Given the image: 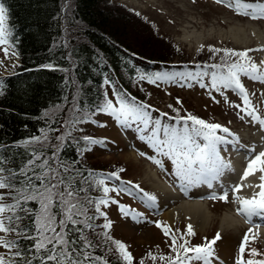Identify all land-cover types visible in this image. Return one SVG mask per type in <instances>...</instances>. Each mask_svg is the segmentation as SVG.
I'll return each instance as SVG.
<instances>
[{"label":"trees","instance_id":"obj_1","mask_svg":"<svg viewBox=\"0 0 264 264\" xmlns=\"http://www.w3.org/2000/svg\"><path fill=\"white\" fill-rule=\"evenodd\" d=\"M0 4L6 9L9 41L17 53L15 67L0 75V157L6 158L4 167L18 171L32 152H43L45 157H52L59 145L57 154L71 169L64 175L94 173L87 196L99 202L102 185L96 181L104 180L103 172L111 168L105 167L104 163L94 166L86 160L89 151L84 149H91L94 144L87 143L83 137L93 139L95 136L84 126L97 122L96 117L103 114L99 108L104 104L105 93L115 104L113 90L121 93L129 103L145 105L148 96L145 88L154 84L149 78L155 79L157 74L162 77L187 67L186 64L182 66L184 60H173L180 50L151 21L120 2L0 0ZM215 57H218L216 62L221 63L223 52L216 56L209 48H199L192 56L195 66ZM167 107L166 121L177 115L187 116L172 104ZM75 120L80 122L70 123ZM45 135L47 140L43 139ZM37 136L41 137L42 144L24 145L23 142ZM51 163L57 167L55 160ZM60 171L63 173L62 168ZM79 180L77 176V182ZM7 191L0 190V193ZM25 207L32 208L33 213L39 211L38 202L29 201ZM88 215L93 217L90 223L100 234L97 238L86 230L99 245L94 254L105 257L109 264H124L115 252V246L105 241L103 233L109 234V229L103 227L105 220L95 211L94 205L89 206ZM34 219V216L31 220L25 219L21 225H29L31 235H36ZM3 235L16 239L12 233ZM18 243L20 250L26 252L32 241L18 240ZM1 255L12 258L5 248ZM26 255L31 258L34 252ZM15 259L19 264L20 257ZM142 260L147 264L143 257L139 261ZM140 262L133 261V264ZM33 264L38 262L33 260Z\"/></svg>","mask_w":264,"mask_h":264},{"label":"snow or ice","instance_id":"obj_2","mask_svg":"<svg viewBox=\"0 0 264 264\" xmlns=\"http://www.w3.org/2000/svg\"><path fill=\"white\" fill-rule=\"evenodd\" d=\"M217 2L221 3L223 0H217ZM241 8L244 9L243 12L240 11ZM236 10L238 15L248 16L253 20L264 19V4L253 5L237 0ZM6 19V9L3 4H0V51H3L7 58L9 55L15 56L17 53L9 41L10 33L7 30ZM257 50L259 49L236 51L230 48L210 47V52H223V57L221 63L212 64L209 67L216 69L211 74V87L217 90L221 86L225 89H235L243 100L244 107L241 111H244L247 116L264 128V118L257 114V109L253 106L249 94L241 82L242 75L264 82V68L253 62L249 56V52ZM230 60L231 63H229ZM261 64H264V61ZM46 67L51 68L52 66L46 65ZM144 78L141 77V79ZM161 79L162 77L157 74L155 79L149 78V82L155 83ZM105 83L108 81L106 80ZM107 95L105 93L104 104L99 108V111L116 116L122 123L131 120L142 124V130L150 133L149 143L158 153L172 161L175 166V176L180 181V190L186 196L191 188L201 184L211 188L213 181L217 180L225 169L231 167L221 159L218 150L219 145L230 142L226 136L218 134L222 132L232 135L227 127L218 123H208L191 114L186 117L179 115L173 117L177 124L183 122L179 128L162 124L159 119L151 118L150 113L146 110L148 105L129 103L121 93L113 90L114 104L113 99L107 98ZM177 102L179 103V101ZM116 104L119 106L117 107ZM75 108L74 104L73 109L75 110ZM78 122L80 121H70V123ZM43 139L47 140L48 137L45 135ZM58 139L63 138L58 137ZM83 139L89 144L99 143L88 136H84ZM23 143L27 146L32 143L42 144V141L41 137L37 136ZM231 143H238V138ZM59 147L58 145L57 151L53 152L52 157H45L43 152H32L30 158L18 171L11 168L6 169L4 167L6 158L0 157V190H8L7 193H0V233H12L16 236V239L0 237V247L7 249L12 254V258L0 255V264H18L16 257H20L19 264H33V260L38 264H109L105 257L94 254V250L99 245L94 243L89 232L86 231L90 230L95 237H99L100 234L96 233L93 224L90 223L93 217L88 215L89 206L94 205L97 213L105 215L100 212V205L107 206L109 201L101 199L99 202H94L87 196L95 175L91 171L87 176L77 173V176L80 177L79 182H77V176L66 177L64 175V173H70L71 169L60 160L57 154ZM84 151H91V149L85 148ZM249 153L246 154L247 163L239 178L240 182L232 186L231 192L238 204L237 214L243 215L248 223H252L253 217L264 220V150L257 152L253 146ZM150 159L158 166H162L161 161L155 157H150ZM52 160L56 161L57 167L52 166ZM38 161L42 162L37 163ZM61 168L63 173L60 171ZM5 172L8 173L7 176L4 175ZM257 173H259L260 181L258 184H244V181ZM110 177L120 179L118 172L111 173ZM96 182L100 185L104 184V180ZM77 183H79V187ZM132 187L141 191L143 197L155 205L156 197L154 195L143 192L142 189H139V185ZM244 187L258 188L259 191H254L251 197L239 195ZM115 190L108 187L103 188L105 196L109 191ZM121 191H129V189L124 188ZM80 193H85V195L81 196ZM207 198L228 202L229 192L225 190L220 195L213 192ZM9 199L11 202H8ZM29 201L38 202V212L33 213L32 208L25 207ZM121 211H124L123 206H121ZM124 214L128 215L127 212ZM33 216L35 217L36 235L29 233V225L21 226L25 219L31 220ZM156 226L162 229L166 237H170L169 247L174 255L161 254L157 256L150 252L148 259L152 260L154 264L157 260L164 264H192L194 261L201 262V264H212V259L215 256L213 246L221 238L220 233H217L215 238L210 241L205 238V242L201 245H192L188 239V237L196 235L192 224L189 223L186 230L179 235H177L179 230L174 232L165 222H157ZM103 227L110 228L111 222L105 223ZM259 227V224L253 226L257 230ZM253 228H249L243 236L236 264H264V259H255L261 255L255 248H252L248 253L252 258L244 259L250 242L258 237V232L254 233ZM103 235L106 242L110 241L115 246V252L119 254L124 264H133V257L127 250V245L121 241L113 240L107 232ZM18 240L32 241L31 247L26 252H22ZM109 251L111 252L112 249ZM27 252H34V255L28 258ZM140 264H144L143 260Z\"/></svg>","mask_w":264,"mask_h":264},{"label":"rangeland","instance_id":"obj_3","mask_svg":"<svg viewBox=\"0 0 264 264\" xmlns=\"http://www.w3.org/2000/svg\"><path fill=\"white\" fill-rule=\"evenodd\" d=\"M111 1L120 2L128 10L151 21L154 26L158 27L162 35H166L174 46L179 48L180 52L174 56L173 60L177 61L180 58L179 60L185 61L182 66L187 65V67L176 69L175 73L163 75L161 80H157L152 86L148 85L145 88V94L148 95L145 105L149 106L146 110L153 120L159 119L162 124L181 127L183 122L177 124L173 117L167 119L168 121L164 120V117L167 118V115H163L168 109L167 105L172 104L181 114H193L208 123H218L227 127L232 135L222 132L218 134L226 136L229 141L233 136H235L233 139L250 136L256 129L261 128L257 122L241 111L244 107L243 100L235 89H225L221 86L217 90L211 87V74L216 69L209 66L218 64L216 62L218 57L195 66L192 56L199 48L202 50L210 47L230 48L236 51L259 49L249 52V56L253 62L264 68V64H261L264 61V49L256 44L257 40L250 29L251 26H255L264 30V19L253 20L248 16L238 15L237 0H223L221 3H218L217 0ZM242 2L253 5L264 4V0H242ZM240 11L243 12L244 9L241 8ZM64 27L65 25L62 26V29ZM183 29L203 32L206 37L199 44H194L193 41L187 43L181 39ZM230 29L235 30L240 40L245 39L246 41L233 40L230 36ZM209 30L211 31L209 35H205ZM219 53H216V56ZM15 64L16 56L9 55L6 58L4 52L0 51V75L11 72ZM241 82L245 86L253 106L257 109V114L264 118V82L252 80L243 75ZM96 119L97 122L84 126L85 129L92 132V135L98 137L93 139L99 141L92 146L86 160L94 166L104 163L105 167L111 168H106L102 175L104 178L102 199L104 196V199H108L109 202L107 206H100L102 213L105 214L102 215L104 222H111V227L108 228L110 236L127 245V250L132 254L133 261L138 263L143 257L147 264H154L152 260L148 259L150 252L157 256L161 254L174 255L169 247L170 237H166L162 229L156 226V223L165 222L174 232L179 230L177 235L186 230L188 223L183 219L168 222L164 218L165 209L159 203L163 195L151 187L145 174L155 171L157 178L169 182L179 197L180 192L176 185L180 184V181L175 176V166L168 157L158 153L149 143L150 133L142 130V124L131 120L122 123L116 116L105 112L97 116ZM242 141L248 147L253 146L248 138ZM228 147H231L228 143L219 145V154L222 149V151L224 150L223 155L230 156L229 158L232 159L234 154L225 151ZM150 157L161 161L162 166L153 163ZM221 159L223 160L222 156ZM121 169L123 171H120ZM113 172L119 173V180L110 177ZM133 185H139V189H142L143 192L154 195L156 197L155 205L147 201L143 197V193L133 188ZM201 185L191 188L189 192L198 193L201 190ZM104 187L116 190L109 191L105 196ZM124 188H128L129 191H121ZM218 191L217 195L223 193V190L219 189ZM196 196L198 198L200 195ZM209 196H202L200 200L211 211L212 221L203 232L196 230V235L188 237V239L192 245H201L205 242V238L210 241L215 238L217 233H220L221 238L213 246L215 256L212 259V264H236L238 249L244 234L249 229V224L245 226V230L240 226L238 232L230 229L222 231L219 228V217L233 206V198L229 195L228 202H224L208 199ZM175 202L174 205H177L180 201ZM121 206H123V212ZM125 212L128 215H125ZM0 237L5 236L0 233ZM252 248L261 253L255 259H264V244L259 236L250 242L244 259L252 258L248 254ZM3 249L0 247V255ZM163 263L159 260L155 262V264ZM192 264H201V262L194 261Z\"/></svg>","mask_w":264,"mask_h":264},{"label":"bare ground","instance_id":"obj_4","mask_svg":"<svg viewBox=\"0 0 264 264\" xmlns=\"http://www.w3.org/2000/svg\"><path fill=\"white\" fill-rule=\"evenodd\" d=\"M250 29H252L255 40H257L256 44L264 49V30L258 29L255 26H251ZM182 32L183 33L181 39L187 43L193 41L194 44H199V42H201V40L206 37L203 35V32H196L195 30L183 29ZM210 32V30L209 32L206 31L205 35H209ZM230 36L231 38H233V40L238 42L246 41L245 39L240 40L238 34H236L235 30L232 29H230ZM234 137L235 136L230 138V141H233ZM247 138L249 141H251L257 152L264 150V128L262 127L256 129L250 136L247 135L244 138H238V143L229 142L228 144L231 147H228V149H225V151L233 153L234 157L230 159V156L223 155L224 150L222 151V149L220 152L221 154L219 155L220 157L222 156L223 161L226 164H230L231 167L229 169H225L223 174L217 180L213 181V186L211 188L207 187V185L205 184H202L200 188L201 190L198 193L194 192V194L193 192H189L186 196L181 191L178 197L176 192L173 191V188L170 186L169 182H164L161 179L159 180L155 171H151L145 174V178L148 179L151 187L158 191L160 194L162 193L163 195V198H161V201L159 203L162 208L165 209L164 218L167 219L168 222H175V220L183 219L188 224H192L195 231L198 230L200 232H203L212 221V213L209 210L208 206L200 199L206 194L211 195L213 192H219V189L223 190V192L227 190L229 192V195L233 198V206L231 208H228V210H226V212H224L219 217V228L222 231L230 229L238 232L240 226L241 228H243V230H245V226H248V224L249 228H253L255 224H259V229L257 230L253 228V231L254 233L258 232V236L264 244V220L260 219L259 217H253L252 223H248L243 215H238L236 211L238 208V204L235 202L234 194L231 192L232 186L240 182L239 178L242 175L247 163L246 154H250L249 150L253 147L246 146L247 144L242 141L245 139L247 140ZM259 182V173H257L256 175L251 176L246 181H244V184L256 185ZM254 191H259V189L254 187H244L239 195L251 197ZM197 194L200 195L198 198L196 196ZM192 195H194V197L191 198ZM175 201L180 202L177 205H174L176 203Z\"/></svg>","mask_w":264,"mask_h":264}]
</instances>
